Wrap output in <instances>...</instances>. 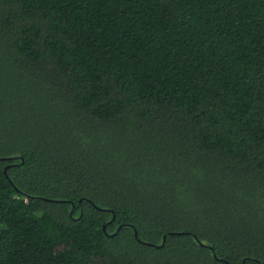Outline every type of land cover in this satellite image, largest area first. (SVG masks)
Here are the masks:
<instances>
[{
    "label": "trees",
    "instance_id": "trees-1",
    "mask_svg": "<svg viewBox=\"0 0 264 264\" xmlns=\"http://www.w3.org/2000/svg\"><path fill=\"white\" fill-rule=\"evenodd\" d=\"M0 264H264V0H0Z\"/></svg>",
    "mask_w": 264,
    "mask_h": 264
},
{
    "label": "water",
    "instance_id": "water-1",
    "mask_svg": "<svg viewBox=\"0 0 264 264\" xmlns=\"http://www.w3.org/2000/svg\"><path fill=\"white\" fill-rule=\"evenodd\" d=\"M169 234H175V233H173V232H171V233H169ZM135 236H136V232H135ZM165 239V236L163 237V240ZM149 245H152V244H150V243H148Z\"/></svg>",
    "mask_w": 264,
    "mask_h": 264
}]
</instances>
